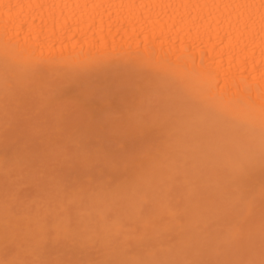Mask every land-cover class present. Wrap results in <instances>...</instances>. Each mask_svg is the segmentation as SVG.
<instances>
[{
	"label": "bare ground",
	"instance_id": "obj_1",
	"mask_svg": "<svg viewBox=\"0 0 264 264\" xmlns=\"http://www.w3.org/2000/svg\"><path fill=\"white\" fill-rule=\"evenodd\" d=\"M108 73L113 74V76L115 75L114 76L115 81L116 79L118 80V78L121 77L124 78L125 80L127 79L128 81H130L132 84L131 87L128 86V88H131V92L130 90H127L128 96H124L123 95L124 92L122 95L119 92L120 95L123 97L122 99L119 98L117 100V98L120 97V95L117 96L115 103L116 101H121V103L118 102V104L116 105L113 104L114 102L110 103V93L109 95L105 93V95H108L107 98H109V102L107 101L108 103H104V104L100 103L99 107L96 106L97 109L99 108L98 109L100 110L99 112L101 113L105 109L103 107H107L106 109H108L109 112L118 109L120 114L117 113V111L115 110L117 119L114 118V120L118 121L119 118V121L121 122L122 120V122L126 124V127L128 129L129 127L131 129V126L127 124V121H129L130 124L135 125L137 124V121L139 122L141 120H146L149 121L150 124L152 125L154 124L155 126H157V128L159 127V125L165 126L164 128L163 126L160 128L162 131L168 127H171L172 125L173 128H168L163 132L166 133L165 138H169L170 140H172V143L169 146L170 149L174 148V152H175L174 154L177 157V160H175L176 164H174L177 167L175 166L174 167L179 171L177 172L178 174L180 173L181 179L183 178L181 183L184 184L185 182V185L187 186L184 188L186 192L190 188L189 186H191L193 189L195 188L199 194L201 193V191L205 192L207 197L209 193L212 194L213 192L212 190L214 188L215 189L217 188V190H214V193H216L215 201L216 202L218 201V203L224 201L223 203H226V207H224L225 209H223V205L219 204L218 206L217 205L218 203L216 204V202L213 201L214 199L213 198L212 201L209 200L211 201L209 203L212 207L214 206L213 205L214 203L215 206L217 205L216 207L214 206L215 209H213V212L211 213L208 212L209 215L204 214V216L203 214L201 215L202 212L199 215L196 212L197 216L195 215L194 212V217H195L194 219L193 217H191L190 212H188L189 207L187 209L185 205L184 207L187 209V211H185L184 208L183 211L180 212L182 216H184V214L186 216L188 212L187 214L188 217H186L184 223L187 221V218L188 220L189 219L191 220V218L193 220H191L190 223L187 221L189 223V224L185 223V225L187 224L186 225L187 227H185L184 225V227L181 228L182 227L181 221L182 219L184 220V218L183 217L182 218L180 217V219L177 218L178 222L181 220L179 222L180 226L177 227L180 229V232H182L181 229L182 230L186 229V230L180 234V232H178L177 230V227L175 228V221L177 219L174 220L173 225H170L172 223L170 222L171 221L170 220L168 222L170 224L163 226V227L165 226L167 227L163 228L162 226H160L159 229L157 228L156 232L158 233L155 232L157 237L161 233L166 232V230H168V233L172 234L170 232V229H172V227L174 226V229H176L181 236H186L184 235V232L188 234L187 232V228H188L190 234L189 236L188 235L187 236L189 238H191L190 236L192 235L194 239L198 238L197 240H200L201 236H203V238L206 239L207 236H209L210 238L211 235L205 232L207 234L206 236L203 232L204 229L205 231H208L207 229H209V231L210 229H212L213 225L211 222H215V220H217V222L222 221L221 224L220 222L218 223L220 225H223L222 223L223 222L226 223L228 220V222L224 224L226 230L222 229L223 227L218 225L217 222L214 223L218 227L217 229H214L215 227H213L211 231L217 230V233L212 232L214 236H211V238L212 239L219 238L220 242L222 241L223 243L221 242L222 244H220L218 242V239L217 242L214 239L208 240V241H212V243L213 241H215L216 244L218 243L217 246L216 244H214L215 250L214 248L212 249L213 253L215 252V254L217 255V253L220 250L224 249V248L221 249L220 247L219 250L218 246L220 245L225 246V244H230V245L233 244L234 246L237 245L236 246L237 248L235 247L232 253H228V254L230 255L232 254V258L235 259L233 256L235 255V252L238 251L236 252V255L240 256L237 258L239 264H264V137L260 135V129L264 127V0H0V103L1 105L4 106L5 102L6 104L7 102L9 103L15 102L14 105L17 106L16 107L17 109H14L12 106L13 104H7V105H11L8 106L7 111L8 110L11 111L12 108H13L12 111L21 109L20 110V114H21L22 111L23 112L25 111L21 108L23 105L25 106L24 108L30 109V106L26 105V102L28 101L27 98L28 96L30 97L29 99H32L34 102L36 101L33 104H38L35 106L34 109L31 107L32 110L30 111V113H32L35 116V114L37 115V112L43 113L44 109H46L45 111L46 115L38 114L40 115L39 117H43V116H48L47 113L48 110L49 113L51 111L49 117L52 116L57 120L55 121L57 123L54 124L55 127L59 124V122H61L60 120H62V122H64L63 120L67 118H71V119L73 118V120H75L76 118L77 120H79L80 117L83 118L84 115H86L87 117L86 120L89 119L90 121L91 118L93 119L96 117L94 114L93 115L89 114L92 113L91 111L94 110L93 106H95V104L94 105L91 104L92 102L91 100H89L91 99L89 98V95L91 97L90 92L92 93L95 90V89L93 90L90 89L89 91V88H94L91 87L92 85H90V83L92 84V79L96 76H101L103 80L104 76H106L105 74ZM101 77L99 79H101ZM99 79H97L98 82ZM124 79H122V81ZM115 81L113 80V83H115ZM125 88L128 89L127 87ZM118 89L119 91L121 90L120 88ZM116 91L117 90L115 89L114 92L116 93ZM70 94L72 95L69 96ZM93 96L94 93H92V97ZM112 97L113 96H111V98ZM111 100L113 101V99ZM99 101L101 102V100ZM6 104L5 107H7ZM101 104H103V106H101ZM108 107H111L113 109L111 108L109 109ZM1 108L3 107L1 106ZM1 108H0V113L2 118L5 117L4 114L2 116V113L6 111V108H4L5 110L3 109L4 111ZM102 108L103 110L101 111ZM41 110L43 111L41 112ZM122 110L124 112L123 114H122ZM7 111L6 113L9 114L8 113L9 111L8 112ZM32 111H34L35 114ZM71 113L73 114L75 113L76 116L75 114L72 115ZM20 114L18 113V115ZM23 114H25V112ZM10 115L12 114L10 113ZM38 115L35 117H38ZM121 115L125 116V118L123 117L122 119ZM7 116L8 115H6V118H9V116L8 117ZM27 116H29L30 118V116L32 115L29 114ZM22 119L24 120L23 117ZM241 119H247L251 121V123L254 125V127L257 130V135L255 137L248 138L240 134L239 123ZM100 120L101 119H99V121ZM83 121L81 122L83 123ZM3 122H6V119H4ZM115 125L117 127V124ZM133 125L131 131L129 132L131 133V135L133 130L136 133L138 132L133 128L136 125L135 126ZM145 125L144 128L142 127V129L146 131V128L148 126L147 124ZM140 126L137 127L141 130ZM123 127H125V125ZM126 127L125 129L123 128L124 131L126 130ZM147 131L148 132L146 133L143 131L145 133V136L147 134L148 135L152 134L150 133L151 131L148 128ZM162 131L160 132L156 129V132L160 133V135L159 134L158 135L164 137ZM143 132L142 135L144 134ZM124 133L126 135L127 130ZM152 136L154 137V135ZM161 138L162 137H160L159 139L161 140ZM68 143L70 144V142ZM161 151L162 150L157 151V155H162L161 158L162 157L164 158L163 155H165L166 152L165 151L161 152ZM148 155L150 154H147L146 157L150 159L149 158L150 156L148 157ZM153 156H151V158H153ZM161 158L159 159L161 160ZM143 161H145V159ZM161 161L163 162L164 159H162ZM175 161H173V163ZM144 163H141L140 167ZM154 164L156 167L155 162ZM160 164L161 163L159 162V165ZM135 165L138 166V163H135ZM163 168L166 167L163 166ZM161 170L162 171L159 170L158 171L162 173L164 169ZM154 172L156 171L154 170ZM158 175L160 176L161 174ZM158 175L156 174L155 176L157 177ZM136 177L135 179H137ZM151 177H150V183H151L150 186L147 185L149 184V182L146 184L147 181L145 183H142L143 185L145 184V188L144 187L143 188L144 191H147L146 193L141 191L142 187L140 185L139 187L137 185L136 190L134 189L137 192L138 191L143 192V193L140 192L141 194L138 195L137 201L133 200L134 203H132V205L133 204L135 205V203L139 201L137 206L138 209L133 208L135 206L132 207V205L129 202L123 203L124 201L123 198L125 199L126 197L125 199L126 201L127 195H129L128 193H126L125 197L122 196V194L121 195L118 194V198L116 197V193H114L113 198L116 197L119 202L120 200L122 201L120 203L118 202L120 204V205L118 204V207L115 206L116 208H118V212L119 209L121 210L122 207L121 203L125 204V206L127 205V203H129L131 205V208L133 209V212H135L134 210H136L135 212L136 216L139 215V213L141 212L139 211L141 210V207L139 206L140 203L145 204L144 199H149L144 197L145 194H146L145 196H149L147 195V193H150V197L153 198V200H156L157 202L156 199L157 196H155L153 193V196L155 197L154 199V197L151 194L152 193L151 191L153 190L150 191L146 190L147 186L151 187L150 189H155V191L157 189V187L153 188ZM163 177L165 179L166 178L173 179V174L171 175L170 178L167 176V173H166V177L164 175ZM177 179H178L177 177L176 179L174 178L175 181ZM162 181L164 183V180ZM183 184L182 186H185ZM113 188H115V186ZM162 188L164 189V187ZM93 189H95V187ZM97 189L99 188H96V190ZM55 190L56 189H54V195H55ZM74 190L76 189H73V191ZM119 190L120 189H118V191ZM170 190L173 191V188ZM161 191L159 194L157 190V194H159V196L163 194V192ZM63 192L65 194L66 191ZM104 193L106 192H102V194ZM91 194H87V195L91 196ZM176 194L177 193H175V196ZM178 194H180V192ZM74 195L76 196V193H74ZM110 195L111 197L113 196L112 194ZM58 196L57 198L59 199V201H61L60 194ZM71 196L72 195H70V197ZM95 196L93 198H95L96 200ZM120 196H122L123 198H121ZM201 196L200 199L203 198ZM111 197H109V200L112 199ZM128 197H130V199H133L131 195H129ZM209 197H211V195ZM51 198H49V200H51ZM116 198L114 199V201H116ZM66 199L67 198H65L64 200ZM182 199L185 200L187 199V197L184 198L182 196ZM207 199L205 200L207 201ZM159 200L161 202L160 198L158 199V201ZM194 200L196 202L195 203L196 205L202 201L201 200L200 202L197 203V200L195 198L193 199V201ZM51 201L48 202L50 203V206L51 204L54 203L53 202L54 200L52 202ZM67 201L68 202L66 204H69L70 202L68 199ZM79 201L81 200L79 199ZM92 201L93 200H91V202ZM111 201L112 200H110V203ZM45 202H43L44 206H45ZM97 202H99L98 198H97ZM165 202L163 203V205L166 206V208L163 205L158 204L163 210L161 211V216L164 211H166L167 213V210L169 211L171 209L170 208L171 206L167 207L166 205L168 203L167 200ZM8 203L10 204L9 201ZM110 203L108 204L110 205ZM63 204L65 205V201ZM204 204L207 205L206 207L210 208L208 202H205ZM171 205L172 207H174L173 204ZM62 206L63 205L60 204L61 209L59 208L58 209L60 211H62V209L63 211H65L64 208L66 207V205L65 207L63 206L64 208ZM144 206H142L143 210H144ZM219 207L220 208L222 207L221 210ZM204 208L205 207L203 206V209ZM217 208H219V210ZM126 209L127 207L123 208L122 210V214H124V216L126 215L125 213H127ZM155 209L157 210V208ZM35 210H39L38 206L35 207ZM68 210L69 209H67V212L71 214V211L69 212ZM74 210H76V208ZM205 210L207 212L208 209L205 208ZM214 210L216 211L218 210V212ZM184 211L186 213H184ZM5 212H7L6 209ZM32 212L33 210L30 212V216L33 215ZM79 212H81V210H79ZM133 212L130 213L129 211L130 214H133ZM147 212H148V208H147ZM157 212L159 213L160 216V211ZM171 212L172 210L169 211L168 213L170 214ZM220 212H221V216L219 215ZM222 212H224V214ZM37 213L39 214V211ZM141 213L143 214V212ZM225 213L226 214L229 213V215H226ZM27 214L29 216V212ZM64 214L66 215V213ZM83 214L85 215L84 212L79 214V217L80 215H82L83 217L81 219L84 221L85 218ZM109 214L110 212L107 214L109 217L110 215L112 216V214L110 215ZM61 215L59 216L58 214L59 219L60 217L63 218ZM103 215L104 212H99L97 215L98 219H96L97 216H95L96 217L95 219L97 221L94 219L95 220L94 222H92L93 219L90 220L88 218L87 221L85 220V222L78 221L76 223L78 224H80L81 222L84 223L83 227L86 230L91 231L89 232L90 235L88 234L87 236L88 241H92L91 243L95 244V241L97 239L101 241V239L104 238V241L102 240L101 243L102 246L105 245L106 247V244L108 243V239H110V238L105 239L107 231H110V228H113V231L111 229L113 233L111 234L110 231L109 233H107V236H112L114 234L115 237V233L118 230V228L119 230H121L122 227L126 228V225L124 224L125 226H121L120 228L121 220L119 222L116 221L118 220L117 218L119 217H116V220L114 219V221L111 219L112 220V222L110 221L111 223L109 221L108 223L107 222L105 223L106 218L104 219L105 216ZM174 215H176V211L174 212ZM28 216H27V220H29V222H32L30 221ZM40 216H42L41 213ZM72 216L73 215L71 214V217ZM140 216L139 217L137 216V218L140 219ZM145 216L147 215L145 214ZM159 216L157 214L156 218H158ZM232 216L234 218L239 217L240 224L238 223L239 224V225L237 224L238 226H236V221H234ZM90 217L93 218L94 215L92 216L90 215ZM19 218L21 217L20 216L18 217V221H17L18 223L20 220ZM49 218L51 221L50 223L51 225L52 223H54L52 221L56 220L55 219L56 217H54L53 220V218H51L50 215ZM49 218L47 219L46 217L42 220L40 219V222L42 221L44 222L45 220L47 221L49 220ZM160 218H158L160 221L162 220L164 221L165 218L170 219L171 217L170 218L164 217L163 214L162 220ZM210 219L212 220L210 221ZM24 220L25 223L27 224L26 219ZM125 220L127 221L128 219L125 218ZM148 220H149L148 222H152L156 219L154 217L153 219L151 220L148 219ZM57 221L56 223H59V221L58 222ZM90 221L92 222L93 226L97 225L96 222H98L97 226L99 227V230L98 229L92 230V227H90V225L87 227L86 224L88 225ZM132 221L133 223L134 221L137 222L135 219H133ZM209 221L211 223L210 226H212L211 228H209V225L207 224L209 223ZM35 222L37 223V220L33 221L34 224ZM40 222L38 223L39 225ZM141 222L142 221L140 220L139 223L141 224ZM2 223L3 224L6 223L8 228L10 229L8 222L4 221ZM65 223H66L65 225H67V222ZM117 223H119V225H117ZM11 224L12 223H10V225ZM149 224L150 223H148V227L149 226L152 227V224L150 225ZM158 224L157 226H159ZM21 225L25 228L29 226L31 228L32 226V224L29 226L28 225L24 226V223L22 222ZM21 225L14 224L13 226H11L14 227L15 229L16 237L17 236L19 237L20 233L19 235H17L19 231L16 232L17 229L15 227L18 228V226H20L21 228L22 227ZM39 225L38 227L36 225L35 227L32 226L33 228H35L34 230L37 231V233L34 231V233H36L35 234L36 236L33 235L34 237L40 235L38 233H41L42 231H43L41 233L42 235L43 233H45L44 232L45 228L42 229L43 225L42 227H40L41 229L39 228ZM65 225H62L63 227H61L60 225L59 228L63 233H60L58 228H57L58 230L55 229L56 236L58 235L59 237L61 235L62 239L66 233L65 231L69 229L68 226H66L65 229ZM109 225L112 227L109 228ZM188 225L191 226L190 227L191 230H189ZM47 226L48 224H46V227ZM133 226L135 227L136 225H131L130 228H134ZM200 226L201 229L202 227L205 226L202 229L203 231L200 230ZM142 227H143L142 235L143 234L148 235L149 233L145 232V231L148 232V230L145 229L144 225H142ZM36 228L40 229L41 231ZM54 228L52 227V229ZM61 228L64 229L62 230ZM125 228L123 230L127 231L125 230ZM135 228H134L135 231L139 230L137 227ZM139 228L141 230V227ZM162 228L164 231L163 230L160 231V229ZM2 229H0L2 235V238L0 235V240L1 243L4 244L3 242L7 239H5L6 237L3 235L6 232V230L8 231L9 229H6L4 233L2 232L3 231ZM198 229L200 231L196 232ZM221 229L223 233L224 232L225 233L224 234L222 233L223 237L220 238L219 235L221 233H219L218 235V231H221ZM94 230H96V232L97 231L101 232L102 230V233L104 232L105 234H103V237L100 239L102 233L101 234L99 233L100 237H98V235L95 236L93 235L96 234ZM22 231H24V229H22ZM57 231L59 232V234H57L58 233ZM79 231L82 230L79 229ZM137 231L136 234L139 236L138 237L136 235L137 239L139 238L140 241L141 240L143 241V243L145 241L146 243L149 242L147 237L144 238V235L140 236L139 234L141 232L138 234L139 231L138 232ZM52 232L54 233V231ZM69 232H71V230ZM118 232L116 236H118ZM71 233H73V231ZM121 233L123 232L120 231V234ZM133 233L134 232L132 233L130 232V234L128 233V235L131 236V234L133 235ZM215 233L217 234V237ZM5 235L8 236V233L7 234L5 233ZM125 235L123 234L124 239H122L121 241L123 243V246L124 243H126L125 240L128 239V237H125ZM92 236L95 238H93ZM162 236H163L162 237L163 240L164 235L162 234ZM173 236L174 234L172 235L171 240H173L172 239ZM181 236H179L178 239L181 238L180 239L181 241L180 240L179 241L181 242V249H182L183 247L182 243L184 242V240L182 239ZM114 237L112 236V238ZM120 237H117V240H119L118 238ZM133 237H135V235L132 236L131 239H134ZM140 237H143V239ZM153 238H156V236ZM58 239L59 238H57L56 240ZM225 239L227 243L225 242ZM159 240L161 241V238ZM134 241L136 242L135 239ZM153 241H151V244L153 243ZM185 241L188 242L189 241L188 238L185 239ZM121 242L119 243L121 244ZM127 242L129 243V241ZM141 242L140 243L138 242V245L139 244L142 245L143 243ZM180 242L177 244H180ZM1 243L0 245L2 246ZM194 243L195 242H191V244ZM191 244L189 242L190 248H191ZM126 245L127 244H125V247ZM176 245L174 247H176ZM84 246L86 247V245ZM123 246L121 247L122 252L118 249L121 254H119L117 250V254L119 256L121 255L120 257L117 256L116 253L114 254V251H112L113 253L111 252L116 257L115 259L117 261L114 260L115 263L117 262L116 264L119 263L130 264V262L128 260H126L127 261L126 262L124 258L125 256L129 257L131 255H128V253H126L127 255H125L124 253L125 250L123 251L124 249ZM205 246L204 249L206 248ZM156 247L158 249L159 247L162 248L163 244L162 246L160 244V246H156ZM172 247L170 246L168 248L165 245L161 252L157 251V253H160V255L154 254L153 251H151V249L149 248L150 251H148V254H146L147 252L145 253L144 251L143 257H140L139 255L138 256L139 258L138 257L135 258V256L133 255L132 259H136V260H134L132 264H178L179 260L177 261L176 257L174 258L172 257L171 254L168 253V252H173V250L171 249ZM198 247L201 246L199 245ZM110 249H112V247ZM150 252L151 254H149ZM179 252H180L179 254L180 256L183 255L181 254V251ZM185 252L186 251H184L183 253ZM195 252L196 251H193L192 254L194 255ZM108 253L110 255V252ZM176 254L178 255V253ZM205 254H207L206 251L203 256H205ZM122 255L124 258L122 257ZM24 257L22 259L26 260ZM117 257L120 260H118ZM1 258L0 261L1 260L3 261V259ZM20 258L17 260L19 261ZM37 259L38 257L37 258L34 257L35 261ZM101 260H99L98 263H101L100 262ZM197 260H199L198 257ZM11 261L13 260L11 259ZM27 261H29V258ZM183 262L185 261L183 260ZM19 263L21 264V261ZM14 264H16V261ZM31 264H33V262ZM45 264H47V262ZM229 264H233V262Z\"/></svg>",
	"mask_w": 264,
	"mask_h": 264
},
{
	"label": "rangeland",
	"instance_id": "obj_2",
	"mask_svg": "<svg viewBox=\"0 0 264 264\" xmlns=\"http://www.w3.org/2000/svg\"><path fill=\"white\" fill-rule=\"evenodd\" d=\"M110 74L109 73L105 74L106 76H104L103 80H102L101 76H96V77H94L95 79L91 78L92 79V84L90 83V85H92L91 87H94V88H89V87L88 88H89V91H90V89H92V90L95 89V90L92 92V93H94V96L92 97V93L90 92L91 97L89 95V98H91V99H89V98L88 99L91 100L92 103L91 102L90 103L93 104V105L95 104V106H93L94 110L91 111L92 113H89V114L90 115L94 114L96 117L92 119L91 116H90V118H91L90 121H89V119L86 120L87 117H86V115L83 114L84 117L83 118L80 117L79 120H77L76 118H75V120H73V118L72 119L71 118H67V119L63 120L64 122H62V120H60L61 122H59V124L57 125L58 127L57 126L55 127L54 124L57 123V122H55L57 120L54 117H52V116H51L52 118L49 117L50 114H51V111L49 113V110H48V112H47L48 116H43L42 115L43 117H39L40 115H38V114L46 115V112H45L46 109H44V111L41 110V112L43 111V113H40V112L38 113L37 112L38 117H35L37 115L35 114L34 111H32V112L35 114V116L32 113H30L32 108L34 109L35 106L38 105V104H33L36 101L34 102L32 99H29L30 97H28V96H27L28 101L26 102V105H29L30 109L29 108H24L25 107L24 105L21 107L23 110H25L24 111L25 114H23L24 113L23 111L20 114V110L21 109L12 111L13 108L17 109L16 108L17 106L14 105L15 102H11V103L7 102V104H13L12 105L13 108H12L11 111L8 110L9 112L7 111V108H8V106H11V105H7L6 102H5V104L7 106V107H5L4 103H2V104H4V106L1 105V103H0V105L3 107V108H1V106H0V108L2 110L4 108H6V111L9 113V114H7L6 111H4L5 110L4 109L3 110L4 113H2V116L4 114L5 117H2V118H1V113H0V210L2 212V213L0 212V218L2 217L0 219V224H1L0 225V229H2L4 227L2 229L3 233H4V231L6 229H9L6 223H4V224L2 223L4 221L8 222V225L10 226V229H9L10 231L6 230V232H5L6 234L8 233V236L5 235V233L3 235V236L6 237V238L5 237L4 238L7 239V240H5V241L2 240V241H4L3 242L4 244H2L1 240H0V243L2 244V246L0 245L1 246L0 247V256L2 258L1 257L0 258L3 259V261L1 260L0 263L1 264H4V263L5 264H14L15 261H16V264L17 263L20 264L19 262L21 261V264H25V263L26 264L27 263L31 264L32 262H33V264H36V263L37 264H45L46 262H47V264H51V263L52 264H85V263H87V264H91V263H93V264H103V263L104 264H107V263L108 264H116L117 262L116 263L114 262V260H116L115 259L116 257H115V255L112 254L113 253L112 251H114V254L116 253V255L119 256L117 254V250L119 249L121 251V247L123 246V243L121 241H122V239H124L123 238V234L125 235V233H126L125 237H128V239L125 240L126 243H124L123 251L125 250V252H124L125 255H127L126 253H128V255H131L132 257L131 256H129V257L125 256V258H124L123 255H122V257L125 259V261L128 260L130 262V264H132L133 261L136 260V259H132L133 255L135 256V258L138 257L139 255H140V257H143L144 256V251H145V253L147 252L146 254H148V251H150L149 248L151 249V251H153L154 254L160 255V253H157V251L161 252L165 245L168 248L170 246L172 247V245H173V247L171 248L173 250V252H168V253L171 254L172 257H174V258L176 257L177 261L179 260L178 264L179 263L180 264H183V263H186V264H222V263L229 264V263H232V262H233V264H235V263L239 264L237 258L240 257V256L236 255V252H238V251H236L235 255L233 256L235 259L232 258V254L231 255L228 254V253H232L233 249H235V247L237 245L236 246H234L233 244L232 245L225 244V246L220 245L223 242L221 241L222 242L221 243L220 239L216 238L217 237V234H216L217 230L216 231L215 230L211 231L213 229V227H215L214 229H217V227H218L216 224H214V223L217 222V220H215V222H211L213 227L210 226L211 225L210 221L213 218L210 219L209 223H207L209 225V228L212 227V229H210V231H209V229H207L208 231H205V229H204L203 233L206 236H207V234H209L211 236H214L213 233L216 232L215 233V235H216L215 238L216 239H214V238L213 239L216 242H217V239H218V242L220 243L219 244L220 246H218V249L220 247H221V249L224 248L222 250L219 249L220 250L219 252L217 251L219 254L217 253V255H216L215 252L213 253V251H212L213 248L215 250L214 244H216V242L213 241V243H212V241H208V240H213L211 238V236H210V238H209V236H207V238H209V239H207V238L205 239V238H203V236H201L200 240H197L198 238L194 239V237H192V235L190 236L191 238H189L188 236H189L190 233L188 231V228H187L188 234L186 232H184V235H186V236L188 235L187 236V238L189 240L188 242L185 241V239H187L186 236H181L180 235L183 231L186 230V229L185 230L181 229L182 232H180V229L177 227V226H180L179 222L181 220L178 222V219H180V217L184 218V220L182 219V221H181V223H182L181 224L182 225L181 228H183L185 223H188V222L190 223L191 220H193L195 218L194 217V212H195L196 216H197V213L199 215L201 212H202L201 215L203 214V216H204V214L205 215L208 214V212H210V213L213 212V209H215L214 208L215 203L213 204L214 206L212 207L209 202H211L213 198H214L213 201H215V197H216L215 194L216 193H214V190H217V188L216 189L214 188L212 190L213 191L212 194H214V195L209 193L207 195V197H206L205 192L201 191V193L199 194L196 191V189L195 188L193 189L191 186H189L190 188L186 192V190L184 188L187 187V186L185 185V182H184V184L181 183L183 178L181 179L180 173L178 174L179 171L175 168L177 166L174 165V164H176L175 160H177V157L174 154L175 153L174 152V148L171 147L173 149H170V146H169L172 143V140H170L169 138H165L166 137V133L163 132L164 130H166L168 128H173L172 125H171V127H168V128H166V129H164L162 131L160 128L163 125L162 126L159 125V127L157 128V126H155L154 124L153 125L150 124V122L146 121V120H141L139 122L137 121L138 125L135 124L136 126L133 125V124H130L129 121H127V124L129 126H131V129H132V125H133V126H135L133 128L136 131H138L136 133L133 130L134 132L132 131V135H133L132 136L131 133H129L131 131L129 126H128L129 129H128L126 127V124L123 123L122 120H121L122 123L119 121V118H118V121L114 120V118H116V114H115L116 111H117V113H119L118 109H115L116 111L113 110V111L109 112L108 109H106L107 107H103L105 109L103 110V108H102L101 111L102 110L103 111L101 113L99 112L100 110H98L99 108L97 109L96 106L99 107L100 103H103V104L104 103H108L109 102V98H107V97H108L109 93H110V103L114 102L113 104L116 105V104H118V102L121 103V101H116V103H115V100H116L117 96L120 95V93L122 95L123 92H124L123 95L124 96H128L127 90H130V92H131V88H128V86L131 87V84H132L130 81H128L127 79L125 80L124 78L121 77L124 80L122 81L121 78H118V80L116 79V81H117L116 82L115 78H114L115 75L113 76V74H111V76H110ZM107 76H108L109 79L107 78ZM100 77H101V79H99ZM91 79H90V81H91ZM97 79H99V82H98ZM113 80L115 81V83H113ZM127 81H128V84H127ZM122 82H124V83H122ZM116 85L117 86L120 85V86L117 87ZM125 87H127L128 89H126ZM118 88H120L121 90L119 91ZM115 89L117 90L116 93L114 92ZM99 90L101 92H103V93H101ZM125 90H126V92H125ZM95 93H96V95H95ZM105 93H107L108 95H105ZM71 95L72 94H70L69 96H71ZM121 95H120V97L117 98V100L119 98L122 99L123 96H121ZM111 96H113V97L111 98ZM111 99H113V101ZM94 100H95V103H94ZM99 100H101V102ZM103 101H105V102H103ZM103 104H101V106H103ZM108 108L110 109L111 107H108ZM26 109L29 110V111H27ZM111 109H113V108H111ZM15 111H18V112H15ZM37 111H40V110H37ZM13 112H15V113H13ZM28 112H29L30 115H32V116H30V118H29V116H27V115H29ZM10 113L12 115H10ZM18 113L20 115H18ZM103 113H104V115H103ZM123 113L124 112L122 110V114ZM5 114L8 115L9 118H6ZM71 114L74 115L75 113L74 114L71 113ZM17 115L19 116V118H18ZM75 116H76V114H75ZM22 117L24 118V120L22 119ZM123 117L125 118V116H122V119H123ZM12 118H13V120H12ZM107 118H108V120H107ZM4 119H6L7 123L3 122ZM51 119H52V121H51ZM53 119H54V121H53ZM99 119H101V120L99 121ZM68 120H70V121H68ZM66 121H68V122H66ZM73 121H74V123H73ZM81 121H83V123ZM48 122H50V123H48ZM61 123L62 124L64 123V124L62 125ZM144 123L147 124V126H148L147 128L151 131L150 133H152V134H149V135L147 134L145 136V133L148 132V131H147V128H146V131L142 129V127L144 128V125H145ZM115 124H117V127H116ZM141 124H143V125H141ZM106 125H107V128H106ZM113 125L115 126V128H114ZM124 125L126 127L127 134L129 133L128 134L129 136L127 134L125 135V133H124L126 131V130L125 131L123 130V128L125 129V127H123ZM137 126L138 127L140 126L142 131ZM112 127H113V130H112ZM164 127L165 126H163V128ZM155 128L158 131H160V132L162 131L164 137L163 136H159L160 133L156 132ZM114 129H115V131H114ZM142 132L144 133L143 135H142ZM152 135H154V137ZM149 136H151V137H149ZM157 136L159 138L162 137L161 140ZM167 137H168V135H167ZM68 142H70V144ZM162 142L164 143V145H163ZM165 146H167V147H165ZM162 148L163 149L167 148V149L163 150ZM156 150L157 151L162 150L161 152L165 151L166 154L164 153L165 154V155H163L164 158L163 157L161 158L162 155H157V151ZM153 153H154V156H153ZM147 154H150V155H148V157L150 156L149 157L150 159H148L146 157ZM156 155H157V157H156ZM151 156H153V158H151ZM52 158H54V159H52ZM155 158H157L158 160L155 159ZM159 158H161V160L164 159V161H167V162L163 161L165 163L164 164ZM144 159H145V161H143ZM54 160H56V161H54ZM137 160H139V161L141 160L142 162L141 161L139 162ZM168 160L171 161V162H169ZM173 161H175V162L173 163ZM154 162L156 163V167L159 165V162L161 164L156 168ZM168 162L171 163V164H169ZM135 163H138L139 167L137 165H135ZM141 163H144V164L140 167ZM52 164H54V165H52ZM161 165H162V168H161ZM163 166H165L166 168H163ZM161 169H164L162 173L159 172V171H162ZM147 170H148V172H147ZM154 170L156 172H154ZM167 170H168V172H167ZM142 173H144V174H142ZM166 173H167V176L169 178L173 174V179L172 178L171 179H168V178L165 179L163 177V175L166 177ZM156 174L157 175L161 174V175L160 176L158 175L156 177L155 176ZM134 176L135 177L137 176L136 177L137 179H135ZM150 177H151V182H152L153 188L157 187L156 191H155V189H150L151 187H148L151 184L150 183ZM176 177L178 179L175 181L174 178L176 179ZM162 180H164V183H163ZM169 180H170V182H169ZM161 181H162V183H161ZM145 182H146V184L149 182V184H147L148 185L147 186L148 189L146 188V190H149V191L153 190V191H151L152 192L151 194L153 196V193H154V195L157 196L156 197L157 202H156V200H153V198L150 197V193H147V195H149V196H145L146 195L145 194L144 197L145 198H149V199H144L145 200L144 201L145 204L140 203L139 206L141 207V210H139V211L143 212V214L140 212L139 215H137L138 217L141 215L140 219H139L136 216V213H135L136 210H134L135 212H133V209L131 208V205H132V203H134L133 200L137 201L139 194H141L143 192H145V193L147 192V191H144L145 184L144 185L142 184V183H145ZM127 183H128V185H127ZM54 184H55V186H54ZM115 184H117V185H115ZM171 184L173 185V187H172ZM182 184L185 185V186H182ZM137 185H138V187H139V185L142 187L141 191H143V192L135 191L137 189ZM114 186H115V188H113ZM94 187H95V189H93ZM162 187H164V189ZM171 187L173 188V191L170 190V189H172ZM50 188H51V190H50ZM63 188H65V189H63ZM96 188H99V189L96 190ZM102 188H104V189H102ZM54 189H56L55 190V195H54ZM73 189H76V190L73 191ZM113 189H114V191H113ZM116 189H117V191H116ZM118 189H120V190L118 191ZM157 190H158L159 194H160V191L162 190L161 192H163L164 195L162 194V195L159 196V194H157ZM63 191H66L65 194H64ZM178 191L180 192V194H178L179 193ZM194 191H196V192H194ZM50 192H52V193H50ZM91 192H92V194H91ZM102 192H106L107 194L106 193L102 194ZM210 192H211V190H210ZM215 192H217V191H215ZM74 193H76V196L74 195ZM114 193H116V197L117 198H118V194H120V195L122 194V196H124V197L126 196V193L131 195V197H133V199H130V197H128L129 195H127V200L128 201L127 200L125 201L126 197L124 199L122 196H120L125 201V202L123 201V203L129 202L131 205L129 203H127V205L125 206V204L121 203L122 207H121V210L119 209V212H118V208H116L115 206L118 207V204L120 202H122V201L119 199L120 200V202H119L116 197H115L116 201H114V199H115V198H113L114 197ZM175 193H177L176 196H175ZM57 194L58 195L60 194L61 201H59V199H58L59 196ZM87 194H91V196H88ZM110 194H112L113 196L111 197ZM165 194H166V197H165ZM70 195H72L71 196L72 199H71ZM189 195H191V196H189ZM210 195H211V197H209ZM57 196H58V198H57ZM63 196L65 198H67L69 200V202H70V199H71V202L69 204H66L68 201H67V199L64 200L65 198ZM94 196L96 197V200H95V198H93ZM136 196H137V198H136ZM182 196L184 198L187 197L188 200L187 199H185V200L182 199ZM200 196L203 197L204 199L203 198L200 199ZM109 197L112 198V199H110V200H112L111 203L113 201L115 202V203L113 202L114 204L110 203ZM158 197L161 199V202H160V200L158 201V199H159ZM49 198H51L52 201L54 200L53 201L54 203L51 204V206H50V203H48V202L51 201V200H49ZM97 198H98L99 202H97ZM194 198L197 200V203L202 200L200 202L201 205H200V203L196 205L195 204L196 203L195 200L193 201ZM6 199L10 202V204L8 203V201ZM79 199L82 202L79 201ZM90 199L93 200V201L91 202ZM154 199H155V197H154ZM199 199H200V201H199ZM205 199H207V201ZM63 200L65 201V205H66L67 208L63 204L64 203ZM162 200H165V201L167 200L168 203L166 205H167V207L171 206L170 207L171 209L169 208L170 209L169 211L172 210L173 213L171 212L169 214L168 213L169 211L167 210V213H166V211H164L162 213V216H161V211H163V210L161 209V207L158 204L163 205V203L165 201H162ZM209 200H211V201H209ZM73 201H74V203H73ZM85 201H87V202H85ZM94 201H96V202H94ZM5 202H6V204H5ZM43 202H45V206H44ZM155 202H156V204H155ZM205 202H208V204L210 205V208L206 207L207 203L204 204ZM223 202L218 203V201H217L216 204L218 203L217 204L218 206H219V204L220 205L222 204L223 205V209H225L224 207H226V203H223ZM75 203H77V204H75ZM97 203H98L99 206L97 205ZM108 203H110V205ZM138 203H139V201L136 202L135 205L133 204L132 207L135 206L133 208H137L138 209V207H137ZM60 204H62L65 207L64 208L62 206L65 209V211H63V209H62V211L59 210V209H61ZM171 204H173L174 207H172ZM185 205H186L187 209L189 207L188 212H190V215H191V217H193V219L190 217L191 220L190 219L188 220V218H187L188 222L186 221L184 223L186 217H188L187 216L188 212H187L186 216H185V214H184V216H182L180 212L183 211V209L185 208L184 207ZM36 206H38L39 210H35ZM53 206H54V208H53ZM142 206H144V210H145L146 213L144 212ZM203 206L208 209L207 212H206L205 208L203 209ZM4 207H5L7 212H5ZM55 207H57V208H55ZM126 207H127V209H126L127 213H125L126 215L124 216V214H122V210H123V208H126ZM164 207L166 208V206H164ZM75 208H76V210L77 209L78 210L77 211L74 210ZM147 208H148V212H147ZM155 208H157V210ZM186 208L184 209L185 211H187ZM219 208H217V209L219 210ZM221 208H220V210H221ZM67 209H69L68 210L69 212L71 211V214L73 215L72 216L73 218L71 217V214L67 212ZM158 209H160V210H158ZM211 209H212V211H211ZM32 210H33V212H32L33 218H32V216H30V212ZM79 210H81V212H79ZM218 210L217 211L214 210V211L218 212ZM38 211H39V214L37 213ZM97 211L104 212V215H103V216H105L104 219L105 218L107 219V220L105 219V223L106 222L108 223V221L112 222V220L113 221H114V219L116 220V217H119V218H117L118 220H116V221L119 222L121 220L120 221V228H121V226H125L126 225V228L125 227L124 228L127 231H124L123 227L121 228V230H119V228L117 227L118 230L117 231L115 230L116 231L115 237H114V234L112 235L114 238H112V236H107V233H109L111 231V229L113 231V228H110L112 226L109 225L110 231H107L105 239H108V238H110V239H108V243L106 244V247H105V245L102 246V243H101L102 240L104 241V238H102V237H103V234H105L104 232L102 233V230H101V232L97 231L98 233L96 232V230H94V232L96 234H93V235H95V236L98 235V237H100V234L102 233V236L100 237V239L102 238L101 241L99 239H97V240L93 239V240H96L95 244H94V243H91L92 241H88L87 240V236H88L89 232H91V231L90 230L88 231V230H86L83 227L84 223H82V222H85V220L87 221L88 218L90 220L93 219L92 222H94L96 219H98L97 215H98L99 212H97ZM129 211H130V213L133 212V214H130ZM157 211H160L161 218H160L159 213ZM175 211H176V215H174ZM185 211H184V213H186ZM28 212H29V216L27 214ZM61 212H62V215H61ZM77 212H78V214H77ZM82 212H84L85 215H86L85 216L83 214L84 218H85L84 221L81 219L83 217L82 215H80V217H79V214H81ZM109 212H110V214H112V216L109 214L111 218L107 215ZM40 213H41V215L43 217L40 216ZM53 213H55V214H53ZM64 213H66V215ZM154 213H156V214H154ZM222 213L224 214V212H222ZM10 214L12 215V217H11ZM34 214H36V215H34ZM58 214H59V216L61 215L63 217V218L60 217L61 220L59 219ZM117 214H118V216H117ZM137 214H138V211H137ZM145 214L147 216H145ZM157 214L159 216L158 218H160L161 220H162L163 214H164V217H169V218L171 217V218L170 219L165 218L164 221L162 220L163 221L162 222L158 218H156ZM4 215H5V217H4ZM16 215H19L21 217V218H19L20 219L19 223L17 222L19 216H16ZM50 215H51V218H53V220H54V217H56L55 218L56 220L52 221L54 223H52L51 225H50L51 221H50V218H49ZM68 215H70V216H68ZM90 215L91 216L94 215V217L91 218ZM219 215L221 216V212L219 213ZM226 215H229V213L226 214ZM27 216L29 217L30 221H32V222H29V220H27ZM95 216H97V218ZM46 217H47V219L49 218V220H47V221L45 220L44 221L45 223L43 221L40 222V219L42 220V219H44ZM132 217L136 221L139 219L138 221L140 222V220H141L142 221L141 224L138 221L137 222L134 221V223H133ZM152 217L153 218L155 217V219L157 221L154 220L152 222H148L149 221L148 219H150V220L153 219ZM7 218H8V220H7ZM125 218L128 219L127 220L128 222L125 220ZM232 218L234 219V221H236V226H238L240 224L239 223V217L238 218H236V217L234 218L232 216ZM24 219H26L27 224L25 223ZM57 219H58L60 224L56 223ZM122 219H123V222H122ZM175 219H177L175 221V228L177 227V230H178V232H180V234L177 232L176 229H174V226H173L172 229H170V232L172 234L168 233V230H166V232L160 234L161 236L159 235L160 237L159 236L157 237V235H156V233H158V232H156L157 228L159 229L160 226L163 227L164 225L170 224V223H168L170 220H171L170 222H172L170 225H173ZM36 220H37V223L35 222V224H34L33 221H36ZM78 221H82V222L80 224H78V223H76ZM124 221L129 223V224L125 223ZM165 221H167V222H165ZM14 222H17V223H14ZM21 222L24 223V226L25 225L29 226V225L32 224V226H34V227H35V225L38 227V225H39L38 223L40 222L39 228L42 227V225H43L42 229L45 228L44 229L45 233H43V235H42L41 234L43 232L42 231L41 233H38L40 235H37V237H34L33 235H35L37 233V231L34 230L35 228H33L32 226H31V228H30V226L25 228V227H23L21 225ZM65 222H67V225H65L66 224ZM92 222L90 221V223L88 225L86 224V226L88 227L90 225V227H92V230L93 229H98L99 230V227L97 226L98 222H96L97 225H94V226L92 225ZM154 222L155 223L158 222L159 224L158 223L157 224L159 226H157V224H155ZM218 222H220V224H221L222 221H218ZM218 222H217V224L220 225ZM227 222H228V220H227ZM10 223H12V224L10 225ZM148 223L152 224V227H150V226L148 227ZM226 223L223 222L222 223L223 225H220L221 227H223L222 229H224V230H226V228L224 227V224H226ZM232 223H234V222H232ZM14 224L15 225L16 224H20L22 226L21 228H20V226H18L19 230H18L17 227H15L17 229L16 232L19 231L17 235H19V233H20L19 237L18 236L16 237L15 229H14V227H11ZM46 224H48L47 227H46ZM56 224H58V225H56ZM113 224H114V222H113ZM53 225L55 226V228H54ZM60 225H61V227H63L62 225H65V229H66V226L69 227V229L67 231H65L66 233L64 232L65 233V235H64L65 238L63 237V239H62L61 235L59 237H58V235L56 236V230L55 229H57V228L59 229ZM74 225H75V227H74ZM117 225H119V223H117ZM131 225H136L135 227H137L139 229L138 230L139 232L136 230L138 232V234L141 232L139 235L140 236L144 235V238L147 237L149 242L146 243V241L144 240L145 242L143 243V241L141 240L142 241L141 242L139 238H138L139 239V241H138V239H137L138 235L136 234V231H135L136 228L134 226L133 227L135 229L134 228H130ZM142 225H144L145 229L148 230V232L144 230L146 233H149L148 235L147 234H143L142 235V231H143ZM186 225H185V227H187ZM52 227L54 229H52ZM139 227H141V230H140ZM165 227H167V226H165ZM165 227H163V228H165ZM190 227L191 226H189V230H191ZM204 227H202V229ZM74 228H76V229H74ZM109 228H108V230H109ZM163 228L160 229V231L163 230ZM22 229H24V231H22ZM36 229H38V228H36ZM40 229H38V230H40ZM49 229L54 231V233L52 231H50ZM79 229H81L82 231H79ZM202 229H201V226H200V230H202ZM222 229H221V231H222ZM70 230H71V232L73 231V233L69 232ZM151 230H153V231H151ZM171 230H173V231H171ZM200 230L198 229L196 232H198ZM34 231L36 233H34ZM112 231H111V234L113 233ZM120 231L123 232V233L120 234ZM221 231H218V235H219V233H221L220 234L221 236L219 235L220 238L223 237V235H222L223 231L222 232ZM21 232H24L25 234L21 233ZM59 232L63 233V232H61L60 229H59ZM59 232L57 234H59ZM117 232H118V236H116ZM130 232L131 233L134 232L133 235L132 234H131V236L128 235V233L130 234ZM190 232H192V231H190ZM205 232H207V234ZM9 234L11 235V237H10ZM80 234H82V235L84 234L83 237ZM162 234L164 235V239L163 240H162V237H163ZM173 234H174V236H173L172 239L173 240L175 239L174 241L171 240V237H172ZM0 235H1V231H0ZM134 235H135V237H133V238L136 240V242L134 241V239H131L132 236H134ZM155 236H156V238H153ZM179 236H181L182 239L185 242V243L183 242L184 245L182 243V246H183L182 249H181V242H180L181 238L178 239ZM23 237H25L26 239L23 238ZM28 237H30V238H28ZM104 237H105V235H104ZM117 237H120V238H118L119 240H117ZM149 237L151 238V240H150ZM1 238H2V235H1ZM57 238H59V239L56 240ZM66 238L70 239V240H67ZM93 238H95V237H93ZM140 238L143 239V237H140ZM160 238H161L162 242L159 240ZM167 238H169V239H167ZM152 239L153 240L155 239V240L153 241ZM190 240H192V241H190ZM98 241H100V242H98ZM127 241H129V243ZM151 241H153L152 244H151ZM198 241H200V242H198ZM113 242L116 243V244H114ZM119 242H121V244ZM138 242L139 243L141 242L143 244L142 245L141 244L138 245ZM179 242H180V244H177ZM189 242H190V244H191V242H195L194 244H191L192 250L190 248ZM225 242L227 243L226 239H225ZM130 243H132V244H130ZM135 243H137V244H135ZM159 243L161 244V246L163 244L162 248L159 247L160 250L156 247V246H160ZM208 243H210V244H208ZM229 243H230V241H229ZM8 244H9V247H8ZM87 244H88V246H87ZM125 244H127L126 247H125ZM5 245H7V246H5ZM84 245H86V247ZM98 245H100V246H98ZM116 245L117 246L119 245L120 247L118 246V248H117ZM175 245H176V247H174ZM194 245H195V247H194ZM199 245L201 247H198ZM209 245H210V247H209ZM217 245H218V243L216 244V246ZM228 245L231 246V247H229ZM33 246H35V247H33ZM77 246H78V248H77ZM204 246L206 247L205 249H204ZM211 246H213V247H211ZM92 247H93V249H92ZM111 247H112V249H110ZM135 248H137V249H135ZM114 249H116V250H114ZM107 250H108V252H110V255L107 252ZM119 250H118V252H119ZM208 250H209L210 254L208 253ZM18 251H20V252H18ZM38 251H39V253H38ZM179 251H181V254H183V255L180 256L179 255L180 254ZM184 251H186V252L183 253ZM193 251H196V252L198 251L197 252L198 254L195 252V254H196V255L194 254L195 257L192 254ZM205 251H206L207 254H205V256H203ZM14 253H15V255H14ZM136 253H137V256H136ZM173 253H175V254L178 253V255L177 254L175 255ZM186 253H187V255H186ZM31 254H32V256H31ZM119 254H121V253L119 252ZM149 254H151V252ZM19 255H20V257L21 256H23V257L27 256V257H24L26 260H23L22 259L23 257L20 258ZM104 255H105V257H104ZM192 255H193V257H192ZM196 256L198 257L199 260H197ZM31 257H33V258H31ZM34 257H36V258L38 257V259L35 261ZM218 257H221V258H218ZM223 257L224 258L226 257V258L224 259ZM19 258H20V260L18 261L17 259H19ZM28 258H29V261H27ZM11 259L13 261H11ZM117 259H118V257H117ZM182 259L185 262H183ZM99 260H101L100 261L101 263H98ZM118 260H120V259H118ZM191 260L193 261V263H192ZM206 260H208V261H206ZM225 260H226V262H225ZM235 260H237V261H235ZM93 261L94 262L97 261V262L94 263ZM187 262H189V263H187ZM119 264H121V263H119ZM126 264H128V263H126Z\"/></svg>",
	"mask_w": 264,
	"mask_h": 264
},
{
	"label": "clouds",
	"instance_id": "obj_3",
	"mask_svg": "<svg viewBox=\"0 0 264 264\" xmlns=\"http://www.w3.org/2000/svg\"><path fill=\"white\" fill-rule=\"evenodd\" d=\"M239 132L242 136L253 138L257 135V130L251 121L247 119H241L239 123ZM260 135L264 137V127L260 129Z\"/></svg>",
	"mask_w": 264,
	"mask_h": 264
}]
</instances>
